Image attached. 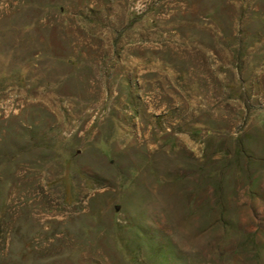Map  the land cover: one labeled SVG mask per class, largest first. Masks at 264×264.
Wrapping results in <instances>:
<instances>
[{
  "label": "rangeland",
  "instance_id": "rangeland-1",
  "mask_svg": "<svg viewBox=\"0 0 264 264\" xmlns=\"http://www.w3.org/2000/svg\"><path fill=\"white\" fill-rule=\"evenodd\" d=\"M0 264H264V0H0Z\"/></svg>",
  "mask_w": 264,
  "mask_h": 264
},
{
  "label": "trees",
  "instance_id": "trees-1",
  "mask_svg": "<svg viewBox=\"0 0 264 264\" xmlns=\"http://www.w3.org/2000/svg\"><path fill=\"white\" fill-rule=\"evenodd\" d=\"M222 211H223V209H222ZM225 224L227 223V221H225V219H224V221H223ZM229 225V224H228ZM230 228H234V227H232V225L231 226H229Z\"/></svg>",
  "mask_w": 264,
  "mask_h": 264
}]
</instances>
